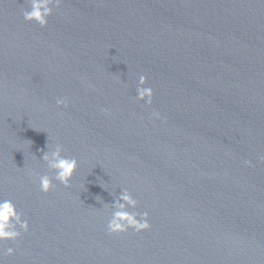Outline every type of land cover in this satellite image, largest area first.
<instances>
[{"label":"water","instance_id":"water-1","mask_svg":"<svg viewBox=\"0 0 264 264\" xmlns=\"http://www.w3.org/2000/svg\"><path fill=\"white\" fill-rule=\"evenodd\" d=\"M51 6L0 0V201L29 223L3 264H264V0ZM57 144L79 165L43 192ZM123 189L148 229L109 232Z\"/></svg>","mask_w":264,"mask_h":264},{"label":"clouds","instance_id":"clouds-1","mask_svg":"<svg viewBox=\"0 0 264 264\" xmlns=\"http://www.w3.org/2000/svg\"><path fill=\"white\" fill-rule=\"evenodd\" d=\"M31 7L25 9L23 12L26 20H33L44 27L48 23V17L53 13V0H30ZM61 0H55V5L59 6ZM148 77L141 75L139 77V86L137 88V99L145 101L147 104H152L154 97V89L150 86H146ZM58 104L65 103L64 100L58 99ZM154 116L159 117V112H154ZM63 147L59 144L51 152L43 153V160L48 162V167L55 170L54 177L45 175H39L40 189L43 192H48L53 186V179L60 181L65 186H68L74 173L76 172L79 162L74 157H67L62 155ZM137 204L136 199L127 190L123 189L122 193L118 196V199L113 203L115 211L113 212L112 219L108 223V230L110 233L114 232H126L129 228H133L136 231L148 229L150 223L148 220V213L142 214L143 219H137L135 214L127 211L128 205L133 207ZM121 219L127 220V223L121 224L118 222ZM17 225L27 231L29 223L22 218L21 213L17 212L16 207L10 200L0 201V241L3 240H15L21 236V232L17 230ZM15 253V248L8 247L3 254L11 256ZM0 264H3V260L0 259Z\"/></svg>","mask_w":264,"mask_h":264}]
</instances>
